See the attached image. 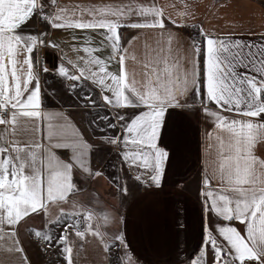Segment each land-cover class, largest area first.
I'll return each instance as SVG.
<instances>
[{"label": "snow or ice", "instance_id": "obj_1", "mask_svg": "<svg viewBox=\"0 0 264 264\" xmlns=\"http://www.w3.org/2000/svg\"><path fill=\"white\" fill-rule=\"evenodd\" d=\"M194 16L189 0L168 6L120 0L71 8L59 0H0V253L22 252L16 229L40 214L49 228L62 226L55 240L66 264L84 256L89 235L105 254L115 251L109 264H139L124 235L107 231L116 217L76 199L83 189L73 181L74 168L93 177L102 173L87 164L89 145L75 131L54 126L53 114L42 109L39 72L50 70L38 67L34 53L58 45L43 38L47 33L23 30L39 19L50 29L99 37H83L80 46H73L76 55L62 56L51 71L66 81L90 82L104 104L117 110L122 131L107 143L117 147L122 165L145 186L158 188L163 180L169 152L159 140L169 110L200 105L211 127L205 133L199 194L204 211L226 222L215 227L220 239L205 229L200 256L211 248L213 264H264V158L256 154L264 144V41L236 39L232 33L224 38L202 24L189 25ZM189 26L198 28L200 39L190 37L185 47L175 29ZM121 29L135 35L125 40ZM141 35L142 45H134ZM124 109L136 111L128 116ZM53 149L71 150L70 159ZM117 188L127 194L126 185ZM70 228L78 245L69 238ZM34 235L52 245L50 232Z\"/></svg>", "mask_w": 264, "mask_h": 264}, {"label": "crops", "instance_id": "obj_2", "mask_svg": "<svg viewBox=\"0 0 264 264\" xmlns=\"http://www.w3.org/2000/svg\"><path fill=\"white\" fill-rule=\"evenodd\" d=\"M118 2L120 0H59L62 7L69 8L77 4L91 6ZM173 2L157 0L158 4L164 6ZM189 2L195 13L194 18L189 19V25L202 24L205 30L224 38L232 33V38L264 41V0ZM168 11L171 12L172 8L168 7ZM33 23L34 19L23 30L35 34ZM121 32L125 40L135 35V30L131 29H121ZM175 33L187 47L190 37H198V28L181 27L175 29ZM86 35L99 39L95 33L49 28L47 40L58 46L54 47L55 54L48 52L44 57L45 66L50 71L39 72L43 111L53 114L51 122L54 126L75 131L89 145L87 164L93 172L102 173L93 177L84 173L79 166L75 167L73 181L83 189L76 199L82 204L91 202L97 206V211H107L116 217V221L107 226V231L124 235L139 264H191L198 259L200 264H213L214 253L211 248L207 249L203 258L200 256L205 229L208 228L220 239L215 227L218 223L223 225L226 222L204 211L203 198L199 194L205 133L211 124L206 121L198 103H190L183 109H170L165 116L159 140L160 146L169 152L161 186L147 187L137 181L135 171H129L122 165L117 147L107 143V139L122 131L119 124L123 122L115 120L117 110L104 104L99 89L90 82L66 81L51 71L61 62L62 56L73 58L76 55L73 46H80ZM74 36L78 39H73ZM144 39V35H141L133 44L142 45ZM34 56L40 62L38 51ZM69 84H76L77 87L71 90L67 87ZM86 95H90L91 99H84ZM120 111L131 116L136 110ZM105 116L109 119H101ZM110 123H117L118 127L108 128ZM42 128L46 135L47 122ZM42 142L45 145L48 143L46 139ZM53 151L65 161L70 159L71 150ZM256 154L264 158V144L257 146ZM117 184L127 186L126 195L118 190ZM233 224L242 228L235 222ZM37 230L51 233V246L45 239L34 235ZM61 231L60 225L49 228L40 214L30 215L16 229L19 247L23 251L9 253L5 250L0 253V258L4 264H58L55 238L56 233ZM68 231L72 244L78 245L79 238L72 235L71 228ZM83 252L84 256L77 258L76 264H109L115 257V251L105 254L90 235L85 241ZM64 256L61 250L60 264H66Z\"/></svg>", "mask_w": 264, "mask_h": 264}, {"label": "built area", "instance_id": "obj_3", "mask_svg": "<svg viewBox=\"0 0 264 264\" xmlns=\"http://www.w3.org/2000/svg\"><path fill=\"white\" fill-rule=\"evenodd\" d=\"M33 28L35 30V34L38 33H47V35L45 37H43L46 41L47 37L49 35V27L43 23L42 21H40L39 19H34V23H33ZM194 39H200V37H194ZM55 48L54 47H40L38 49V55L40 60V65H38V67H44L45 66V61H44V57H46L47 53H53L55 54Z\"/></svg>", "mask_w": 264, "mask_h": 264}, {"label": "rangeland", "instance_id": "obj_4", "mask_svg": "<svg viewBox=\"0 0 264 264\" xmlns=\"http://www.w3.org/2000/svg\"><path fill=\"white\" fill-rule=\"evenodd\" d=\"M60 232H57L56 233V236L59 234ZM56 248H57V263L58 264H60L61 262H60V257H61V246L58 244V243H56Z\"/></svg>", "mask_w": 264, "mask_h": 264}]
</instances>
